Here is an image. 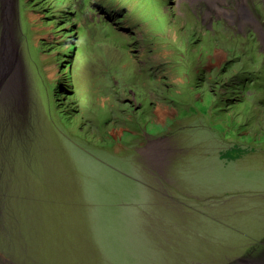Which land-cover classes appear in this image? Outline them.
<instances>
[{
  "label": "rangeland",
  "instance_id": "374dc122",
  "mask_svg": "<svg viewBox=\"0 0 264 264\" xmlns=\"http://www.w3.org/2000/svg\"><path fill=\"white\" fill-rule=\"evenodd\" d=\"M96 1L0 0V264L264 257V0Z\"/></svg>",
  "mask_w": 264,
  "mask_h": 264
},
{
  "label": "trees",
  "instance_id": "16d2710c",
  "mask_svg": "<svg viewBox=\"0 0 264 264\" xmlns=\"http://www.w3.org/2000/svg\"><path fill=\"white\" fill-rule=\"evenodd\" d=\"M231 60H233V62H235L237 60L236 57L231 58ZM231 66L234 68V66L231 64ZM246 69V67H245ZM254 70V69H253ZM227 71H231V68H227V70H225L224 68H221V74H226ZM256 71V70H254ZM240 75H237L238 73H232V77L230 78L231 81L229 83L228 81V92H232V88L238 83L239 85H241V83H243V81L245 83H249L246 84V86L249 88L248 90L254 91V90H259V91H263L264 90V86H260V82L259 80H261V78L263 76L257 75V74H252L250 73L251 70H240ZM259 71H256V73H258ZM226 86V85H225ZM237 88V87H236ZM235 88V89H236ZM257 90V91H258ZM215 91V90H214ZM221 100V99H219ZM215 103H217V101H215ZM144 132V129L142 130ZM130 132V131H128ZM131 133V132H130ZM145 133V132H144ZM132 134V133H131ZM148 134V133H147ZM128 143V142H127ZM212 145V144H211ZM97 147H99L98 145H96ZM213 148H214V142H213ZM86 148H83L82 150H85ZM96 150H100L99 152L96 153V155L93 152H96ZM96 150H92V148H90L89 151H85V153H90L91 157L97 162H99L101 165L105 166L106 168H109L110 172L114 174L115 178H116V189L118 191V196L116 197V200H109L107 201L110 205L112 204L113 206H133V207H137L138 204H141V201L138 200L137 197L135 198H130L129 199V193L128 191H125L123 189H120L119 185H124L127 186L128 185H133L135 186V191L134 192H140L143 191L145 196V200L148 201V194L149 191H147L148 193H146L145 188L142 187L141 184V180L139 181V177H136L137 173H138V167L135 166V163L129 158L127 159L126 157H122L117 155L116 153H113L109 150L103 149V148H98ZM77 169V168H76ZM86 173V174H85ZM76 174L78 176V185H76L77 187L83 185V193L84 194H88L86 191V182H87V178L89 177L88 172H85L82 169H77ZM87 175V176H86ZM255 174H250L248 179L250 180H254L255 179ZM90 179V178H89ZM149 190V188H148ZM130 193V194H132ZM86 197V196H85Z\"/></svg>",
  "mask_w": 264,
  "mask_h": 264
},
{
  "label": "bare ground",
  "instance_id": "6f19581e",
  "mask_svg": "<svg viewBox=\"0 0 264 264\" xmlns=\"http://www.w3.org/2000/svg\"><path fill=\"white\" fill-rule=\"evenodd\" d=\"M10 47L12 48L11 44H10ZM6 55H9V57L12 56L10 49H9V51L7 50V54H6ZM10 61H11V59L9 60V62H10ZM18 76H19V75H18L17 72L14 73V74H12V81H11V85H10L9 87L17 88ZM262 255H263V254H262ZM250 259H251V258H250ZM257 259H258V258H257ZM251 264H264V257L261 256V257L259 258V260L254 261V262H251Z\"/></svg>",
  "mask_w": 264,
  "mask_h": 264
}]
</instances>
